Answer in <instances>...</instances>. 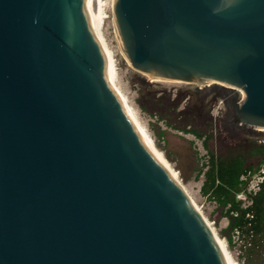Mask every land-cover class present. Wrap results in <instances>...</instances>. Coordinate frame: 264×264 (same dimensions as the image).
Masks as SVG:
<instances>
[{
    "label": "water",
    "instance_id": "water-1",
    "mask_svg": "<svg viewBox=\"0 0 264 264\" xmlns=\"http://www.w3.org/2000/svg\"><path fill=\"white\" fill-rule=\"evenodd\" d=\"M113 12L135 70L230 89L234 124L264 129V0ZM0 264H227L111 85L86 0H0Z\"/></svg>",
    "mask_w": 264,
    "mask_h": 264
},
{
    "label": "rangeland",
    "instance_id": "rangeland-1",
    "mask_svg": "<svg viewBox=\"0 0 264 264\" xmlns=\"http://www.w3.org/2000/svg\"><path fill=\"white\" fill-rule=\"evenodd\" d=\"M101 1L104 16L101 32L115 65V85L138 124L166 162L168 170L182 184L193 204L223 241L231 262L264 264V246L254 249L248 239L230 231V221L225 216L227 208L223 209L215 199L202 194V170L208 155L203 140L184 132L181 127L190 117H194L197 120L196 126L202 129L204 122H213L218 139L210 144L212 148L218 146V153L223 155L249 151L264 143V129L246 127L239 134L232 135L228 124L229 113L232 111L230 89L213 83L201 87L182 82L151 80L135 70L120 43L114 23V0ZM222 89L228 96L213 95L214 90ZM185 108H188L187 113L180 115ZM257 161V158L251 159V163ZM238 198L245 200L243 195Z\"/></svg>",
    "mask_w": 264,
    "mask_h": 264
},
{
    "label": "trees",
    "instance_id": "trees-1",
    "mask_svg": "<svg viewBox=\"0 0 264 264\" xmlns=\"http://www.w3.org/2000/svg\"><path fill=\"white\" fill-rule=\"evenodd\" d=\"M197 93L201 94V91ZM225 90H214V96H226ZM228 96V94H227ZM179 106L177 105L178 109ZM185 108L180 115L187 113ZM232 109V108H231ZM232 111H230L231 113ZM229 113L228 124L232 135L244 131V127L234 124ZM200 124V122H199ZM193 117L183 122L181 129L202 139L208 158L202 174L204 182L202 194L215 199L229 218L228 229L237 232L248 239L251 247L258 249L264 246V143L256 145L249 151H236L229 154L218 153V146L211 147V142H217L213 122H204L203 129L196 126ZM257 158L256 163H251ZM263 177L256 191L250 190L257 177ZM243 195L245 200L239 199Z\"/></svg>",
    "mask_w": 264,
    "mask_h": 264
},
{
    "label": "bare ground",
    "instance_id": "bare-ground-1",
    "mask_svg": "<svg viewBox=\"0 0 264 264\" xmlns=\"http://www.w3.org/2000/svg\"><path fill=\"white\" fill-rule=\"evenodd\" d=\"M114 2H115V0H114ZM114 2H113V5H114ZM102 3L103 2L101 0H86V9H87V13H88V16L90 18L92 27H93V29H94V31L96 33V36L98 37V39H99V41H100V43L102 45L103 51H104L105 56H106V59H107V76H108V79H109L111 85L116 90V92H117V94H118V96H119V98H120V100H121V102H122V104L124 106V109L126 110V112H127L128 116L130 117V119L133 121V123H134V125H135L138 133L142 137L143 141L148 146V148L152 151V153L155 155V157L158 159V161H160V163L168 170V168L166 166V162L158 154V152L156 151V149L154 148V146L152 145V143L150 142V140L148 139V137L145 135L144 131L142 130V128L138 124L135 116L133 115V113L131 112L130 108L128 107L126 101L122 97V94H120V92L118 91V89H117V87L115 85V81H114L115 73H116L115 72V65H114L113 58H112V56L110 54V51L107 48V45L105 43V40H104V38L102 36V32H101V27H102V23H103V19H104V16H103V13H102L103 12L102 11ZM119 39H120V37H119ZM120 43H121V40H120ZM149 78L151 80L172 81V80H164V79H158V78L155 79V78H151V77H149ZM174 82H179V81H174ZM211 83H213V82H209V84H211ZM241 95L244 97V93L243 92H241ZM258 129H263V128H258ZM170 174H171V172H170ZM206 222L208 223L207 220H206ZM208 225L211 227V225L209 223H208ZM212 231L214 233V236H215V239H216V241L218 243V246L220 247V249H221V251H222V253L224 255V258L226 259L227 264H233L231 262V259L229 258L228 254H227V251L225 249V245H224L223 241L216 235V233L214 232L213 228H212Z\"/></svg>",
    "mask_w": 264,
    "mask_h": 264
},
{
    "label": "built area",
    "instance_id": "built-area-1",
    "mask_svg": "<svg viewBox=\"0 0 264 264\" xmlns=\"http://www.w3.org/2000/svg\"><path fill=\"white\" fill-rule=\"evenodd\" d=\"M262 174H264V170L262 171ZM262 180H263V177H261V176L257 177L256 180L254 181V183H252V186H251L250 190L256 191L258 189V184L260 182H262Z\"/></svg>",
    "mask_w": 264,
    "mask_h": 264
}]
</instances>
